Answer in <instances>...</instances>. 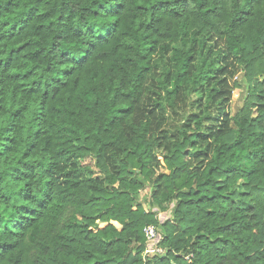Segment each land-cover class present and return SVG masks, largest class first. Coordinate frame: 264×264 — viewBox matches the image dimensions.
<instances>
[{"label": "trees", "instance_id": "trees-1", "mask_svg": "<svg viewBox=\"0 0 264 264\" xmlns=\"http://www.w3.org/2000/svg\"><path fill=\"white\" fill-rule=\"evenodd\" d=\"M0 264H264V0H0Z\"/></svg>", "mask_w": 264, "mask_h": 264}, {"label": "rangeland", "instance_id": "rangeland-1", "mask_svg": "<svg viewBox=\"0 0 264 264\" xmlns=\"http://www.w3.org/2000/svg\"><path fill=\"white\" fill-rule=\"evenodd\" d=\"M231 84L233 85L234 90L228 110L229 114L233 117L241 111L246 104L249 94V84L244 73L241 71H238L231 79ZM197 99V96L193 95L191 98L186 99L185 102L177 103L174 108H168L166 110V120L163 129L166 130L169 135L178 131L185 124L190 115L201 113V110L198 107ZM212 113L214 116L216 115V109L214 107L212 108ZM212 124L213 122L208 121L206 126H211ZM82 165L89 166L93 170L95 176H103L97 168L96 161L94 159L87 158L86 160H83ZM151 193L152 188L150 185H147L145 189L138 192L137 199L140 202H149L151 199ZM173 207L174 205H170L166 212L159 214L162 223L172 218ZM157 231H159V229H157ZM154 245L155 243L153 245L150 243L148 244V248ZM144 254L145 257L148 256L146 252Z\"/></svg>", "mask_w": 264, "mask_h": 264}, {"label": "built area", "instance_id": "built-area-1", "mask_svg": "<svg viewBox=\"0 0 264 264\" xmlns=\"http://www.w3.org/2000/svg\"><path fill=\"white\" fill-rule=\"evenodd\" d=\"M145 235L147 238V241L149 244L151 243L152 245L157 242L159 235L156 227L154 226H149L145 229ZM164 250L161 247H154L151 246L148 248L146 251L147 255H156V254H163Z\"/></svg>", "mask_w": 264, "mask_h": 264}]
</instances>
